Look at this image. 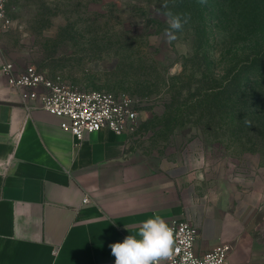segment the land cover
I'll return each instance as SVG.
<instances>
[{"label": "rangeland", "instance_id": "1", "mask_svg": "<svg viewBox=\"0 0 264 264\" xmlns=\"http://www.w3.org/2000/svg\"><path fill=\"white\" fill-rule=\"evenodd\" d=\"M167 2L168 7L162 5ZM6 59L82 91L127 94L155 174L264 169V0H7ZM180 15L168 42L166 17Z\"/></svg>", "mask_w": 264, "mask_h": 264}, {"label": "crops", "instance_id": "2", "mask_svg": "<svg viewBox=\"0 0 264 264\" xmlns=\"http://www.w3.org/2000/svg\"><path fill=\"white\" fill-rule=\"evenodd\" d=\"M64 121L28 111L0 70V264H115L109 245L157 216L196 227L200 255L225 244L226 264H264V169L256 156L228 174L208 177L195 162L155 174L134 152L131 133L102 129L78 144Z\"/></svg>", "mask_w": 264, "mask_h": 264}, {"label": "built area", "instance_id": "3", "mask_svg": "<svg viewBox=\"0 0 264 264\" xmlns=\"http://www.w3.org/2000/svg\"><path fill=\"white\" fill-rule=\"evenodd\" d=\"M6 4L7 0H0V40L13 24ZM0 70L10 88L19 92L20 102L28 111L41 108L65 119L61 127L70 130L78 144L102 129L116 134L132 133L139 119L135 101L127 94L82 91L51 80L35 66L20 68L10 61L4 62ZM90 201L87 195L84 202ZM169 226L174 228L173 258L161 264H226L229 246L220 244L200 255L195 249L196 227L178 218Z\"/></svg>", "mask_w": 264, "mask_h": 264}, {"label": "clouds", "instance_id": "4", "mask_svg": "<svg viewBox=\"0 0 264 264\" xmlns=\"http://www.w3.org/2000/svg\"><path fill=\"white\" fill-rule=\"evenodd\" d=\"M162 7L167 8V2ZM162 14L168 24L165 35L171 42L176 38L174 33L182 30L186 20L182 21L180 15L171 11ZM174 246V228L158 216L144 220L136 235H128L123 242L109 245L115 264H161L173 258Z\"/></svg>", "mask_w": 264, "mask_h": 264}]
</instances>
